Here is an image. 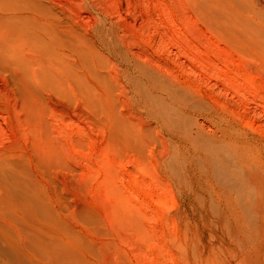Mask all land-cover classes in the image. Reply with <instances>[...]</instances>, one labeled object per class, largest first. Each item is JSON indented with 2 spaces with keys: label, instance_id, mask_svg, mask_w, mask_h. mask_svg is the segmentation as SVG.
<instances>
[{
  "label": "rangeland",
  "instance_id": "1",
  "mask_svg": "<svg viewBox=\"0 0 264 264\" xmlns=\"http://www.w3.org/2000/svg\"><path fill=\"white\" fill-rule=\"evenodd\" d=\"M44 1L72 37L65 97L36 83V91L25 86L32 93L15 86L13 96L2 86L13 71L0 57V150L33 183L35 202L73 244L94 250L91 264L264 261V251L233 242L222 214L201 202L198 167L171 168L182 145L141 91L150 85L141 67L192 91L216 119L200 118L206 134L232 124L264 161V0ZM97 25L113 34L109 50Z\"/></svg>",
  "mask_w": 264,
  "mask_h": 264
},
{
  "label": "bare ground",
  "instance_id": "2",
  "mask_svg": "<svg viewBox=\"0 0 264 264\" xmlns=\"http://www.w3.org/2000/svg\"><path fill=\"white\" fill-rule=\"evenodd\" d=\"M237 16L231 14L229 19L238 23ZM64 21L44 0H0V57L6 59L10 71H13L9 79L3 78L4 90H11L15 96L18 92L15 86L23 88L30 84L32 87L36 83L41 89L65 97L66 50L68 39L72 37H68ZM98 27L96 39L109 50L113 34L110 35L107 26ZM141 70L150 82V85L142 86L141 91L149 103L151 116L156 115L160 126L171 130V138L180 143V148L182 145L181 154L176 152L170 159L171 168L179 173L185 169L187 173L190 167L197 166L198 170L193 173L197 172L201 180L204 193L201 202H207L222 214L220 227L233 242L241 248L251 246L260 257L264 251V161L251 154L250 145L232 124L220 126L219 122L218 127L214 125L212 133L204 132L201 119L208 123L216 120L209 114L210 107L205 105L207 101L204 103L201 97L182 86L166 83L160 74L159 77L157 73H151L152 70L144 67ZM20 171L13 154L0 150V264L89 263L92 257L89 259L87 254L92 256L94 250L90 251L89 246L84 245L85 241L73 244L76 241L67 235L44 206L36 203L35 186Z\"/></svg>",
  "mask_w": 264,
  "mask_h": 264
}]
</instances>
